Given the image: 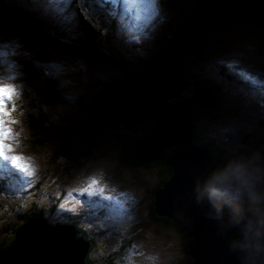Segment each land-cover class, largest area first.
Here are the masks:
<instances>
[{
    "label": "rangeland",
    "instance_id": "1",
    "mask_svg": "<svg viewBox=\"0 0 264 264\" xmlns=\"http://www.w3.org/2000/svg\"><path fill=\"white\" fill-rule=\"evenodd\" d=\"M80 1L19 0L33 12L30 21L20 23L15 17L0 16V84L14 90L11 98L5 99V112H0V151L8 157L22 158L17 164L4 156L0 161L30 181L27 186L2 182L6 191H0V240L6 243L24 216L35 209L33 212H41L35 216L50 223L78 217L90 234V238H84L95 241L89 255L96 264H113L114 260L115 264H187L181 233L174 235L146 216L149 194L158 184L151 169L125 163L122 149L108 134L102 133L86 147L60 138H66L65 128L75 116L85 118L93 104L89 97L96 90L127 76L111 60L114 54L117 61L126 60L124 68L130 66L133 56L136 60L152 59L160 41L169 35L175 8L187 10L195 0H156L155 14L146 19L139 14L140 5L125 0H84L85 11ZM83 17L90 21L88 27L83 26ZM109 28L118 36V45L110 46L103 34L96 33L97 29ZM96 37L99 48L95 46ZM89 40L94 46L88 45ZM262 43L264 28L252 24L250 31L207 44L200 58H191L187 64L188 71L221 64L224 71L240 73L237 80L213 82L222 86L223 94L229 93L231 102H238L239 112L228 117L219 106L214 119L197 120L192 127L195 137L219 142L223 162L233 153H264ZM37 86L46 88V97ZM24 91L26 100L34 99L49 117L43 124L47 134L41 148L32 149L23 141L27 127L19 122V116L26 111L18 115V105L20 101L25 103L20 93ZM70 130L75 135L85 133L83 125ZM29 131L28 139L32 138ZM245 132L251 138L239 143ZM24 162L32 166L31 174L20 166ZM44 205L50 210L43 212Z\"/></svg>",
    "mask_w": 264,
    "mask_h": 264
},
{
    "label": "water",
    "instance_id": "2",
    "mask_svg": "<svg viewBox=\"0 0 264 264\" xmlns=\"http://www.w3.org/2000/svg\"><path fill=\"white\" fill-rule=\"evenodd\" d=\"M7 2L0 0V9L16 13ZM252 24L264 28V2L198 0L163 48L136 72L99 88L85 114L84 131L91 139L106 131L136 135L131 147L136 164L159 161L172 148L165 159L171 174L154 190L152 212L183 231L190 264H246L248 253L236 242L239 232L228 223L229 211L219 217L207 199L194 193L215 157L191 137L195 111L218 102L205 84L236 79L240 73L224 71L221 64L188 72L183 68L191 49L250 31ZM45 92L42 87L46 97ZM147 121L152 127L139 134L138 126ZM88 246L75 236L72 224L51 225L40 216L28 217L12 242L0 248V264H85ZM257 264H264V257Z\"/></svg>",
    "mask_w": 264,
    "mask_h": 264
},
{
    "label": "trees",
    "instance_id": "3",
    "mask_svg": "<svg viewBox=\"0 0 264 264\" xmlns=\"http://www.w3.org/2000/svg\"><path fill=\"white\" fill-rule=\"evenodd\" d=\"M9 3H11L14 7H15V11L16 13H9L4 11L3 9H0V16H10L12 18H17L19 20V22L21 23L22 21H30L29 17L31 16V14L33 13L30 8H28L27 4L23 5L19 2V0H7ZM80 1V0H79ZM258 1V0H257ZM264 1V0H262ZM82 3L81 8L85 11V5L87 6V2H85L84 0L80 1ZM38 3V2H37ZM198 3V0H195L194 2L191 3V7L189 6V8L186 10V8H183L182 6L180 7H176L175 8V14L173 16V23L170 24V29H169V35L167 37H165V39L163 41H160V46L157 48L156 53H158L163 46L168 42L170 36H172V34L174 33V31L184 22V20L190 15V12L195 8L196 4ZM174 7V5H173ZM88 10V9H87ZM19 13V14H17ZM88 12L86 11L85 14H87ZM21 14V15H20ZM26 15V16H25ZM17 20V21H18ZM83 26L88 27V25H90V21L86 20L83 17ZM16 25L19 27L21 26L19 23H16ZM26 24H24L25 26ZM172 29V30H171ZM97 34H103L104 38L108 40L110 46L118 45V36H116V33L114 31H111V29L109 28L108 30H99L97 29ZM88 45L90 44V46H94V43L89 40ZM207 45H203L194 49H191L187 55L186 58V63L185 66L183 68L184 72H188V67L187 64L190 63L191 58H194V61H196L197 59L200 58V55L202 54L201 52L203 51V47L204 49L206 48ZM100 45H98V38L96 37V48H99ZM88 50V49H87ZM90 51V50H89ZM91 52V51H90ZM155 53V54H156ZM115 57H112L111 60L121 66V68L124 69V72L126 74L129 73H134L137 71L138 69V65L143 62H145L146 60H136L137 58L135 56H133V61H136L135 63L130 64L129 67L124 68V62H126V60H120L117 61V56L114 54ZM154 55H152L153 57ZM151 59V58H147ZM140 62V63H138ZM37 73H42L43 70H36ZM122 77V76H121ZM205 85H208L210 87H212L213 92L215 94V96L217 97L218 100V104L221 103L222 99L224 98L223 94L225 92V90L222 88V86L220 84L217 83H206ZM40 87L42 86H37V90L40 89ZM49 91V90H48ZM97 91V90H96ZM21 95L25 94L24 92H20ZM47 95V92H45ZM96 94V92H95ZM94 94V95H95ZM94 95H92L91 97H89L90 102L92 103L94 100ZM25 99V103L24 105H22L23 103H21L20 99L18 100L19 105H18V115L20 114V111H26V113H24L23 115L19 116V122L21 124H24L27 127V132H26V137L23 141H25L26 145H28V147H31L32 149L36 148V147H42L43 143L45 142V134H47V131L44 127L43 124L46 125L47 121H49V117L47 116V114L45 112L42 111V106H39L35 103L34 99H29L26 100ZM217 105V104H216ZM216 105L212 106L215 107ZM211 108V107H210ZM210 108H206L204 107V110H200V111H195L194 113V117L191 120V129L192 127L194 128V126L196 125V123L198 121H203L208 119H214L216 114H214V109H210ZM77 112L76 110L73 111V113ZM78 112H82L81 110H79ZM85 113V111H83ZM82 112V115H83ZM81 115V114H80ZM198 120V121H197ZM54 125V124H53ZM80 125H83L84 129H85V123H84V118L82 119L81 116H75L74 119L71 121L70 123V127H66V138L61 137V141H67L70 143H79V145H83L84 147H86V144H88V142H93V139L87 137L85 135V133L82 136V133L80 135H75L74 131H71L70 129L75 128V130L80 127ZM139 134H141L142 132L150 129L152 127V124L150 122H144L142 124H140L139 126ZM70 128V129H69ZM29 129L32 131L31 136L32 138L28 139V134H29ZM62 135H66L65 132L61 133ZM104 134H108L112 139H114L117 144L120 146V148L122 149V157H123V161L125 163H127L128 165H133V166H137V167H141V168H145V169H151L154 174L156 175V178L158 180V184H156V186L153 187L151 194H149L151 202L153 200V192L154 190H156L158 187H160L170 176L171 171H170V167L165 163V159L167 158L168 154L170 153V151L172 150V148L167 149L166 151L163 152L162 154V159L159 161H154V162H150V163H143V164H136L134 163V160L132 158L131 155V147H132V143L134 138L136 137V135H133L131 133L128 132H114V131H106L104 132ZM102 135V134H101ZM100 135V136H101ZM192 142L196 145H204L207 147V149L214 155L216 163H213L212 166H210L207 171L205 172V174L197 181L195 188H194V193L196 196H198V191H197V185L198 182L202 181L203 178L206 176V174L209 172L210 169H212L213 167H215L217 164H220L223 162V155L222 154V150L220 147L219 142H217L216 140H204L201 137L198 136H194L193 132H192ZM78 141V142H77ZM140 189V187H138ZM37 189V188H36ZM141 190V189H140ZM141 192L143 193V191L141 190ZM15 203V202H14ZM45 208H42L43 212L44 210L47 208L46 205H44ZM35 209L31 210L30 213H28L27 215L24 216V220L28 217H33L37 214H41L40 211L37 212H33ZM47 211L50 209H46ZM146 216L149 219L155 220L156 223L162 224L164 225L166 228H168V231L171 233L174 232H179L181 233V244H182V249L183 252L186 254V250H185V239H184V233L182 230H180L179 226L172 222L171 220H168L164 217H156L153 215L152 212V203H149L148 208H146ZM152 217V218H150ZM229 217V216H228ZM24 220L21 222L24 223ZM68 224H72L76 233V237H80L83 240L87 241L89 246H88V253L85 256V264H96V259L92 258L89 253L90 251L94 248L93 244L95 243L92 242L90 239H86L84 237H88L90 238V234L87 233V231L85 230V228L79 224L80 222H78V219L76 218H69L68 219ZM48 224L54 225L53 223H50L48 221H45ZM19 224L17 227H20ZM14 233V230H13ZM175 235V233H174ZM13 240V234L12 237H10V239H7L6 243H3V238L0 240V248H5L7 247ZM187 255V254H186ZM116 263V260L113 261V264ZM101 264H108V262L105 263H101ZM190 264V259L188 258V263Z\"/></svg>",
    "mask_w": 264,
    "mask_h": 264
},
{
    "label": "clouds",
    "instance_id": "4",
    "mask_svg": "<svg viewBox=\"0 0 264 264\" xmlns=\"http://www.w3.org/2000/svg\"><path fill=\"white\" fill-rule=\"evenodd\" d=\"M197 191L219 217L229 211L228 223L239 232L236 242L248 253L246 264H257L264 257V153H233L209 170Z\"/></svg>",
    "mask_w": 264,
    "mask_h": 264
},
{
    "label": "snow or ice",
    "instance_id": "5",
    "mask_svg": "<svg viewBox=\"0 0 264 264\" xmlns=\"http://www.w3.org/2000/svg\"><path fill=\"white\" fill-rule=\"evenodd\" d=\"M125 2L129 4L140 5L141 9L139 14L145 19L155 14L156 0H125ZM2 55L3 53L0 52V56ZM13 92L14 90L10 88L7 84H0V112H5V99H10ZM18 94L19 93H16V95ZM5 135H7V133H5ZM9 150H11L10 146ZM0 156H4L5 159H10L13 164H17V162L22 160L21 157L17 156L8 157L6 153L2 151H0ZM20 166L23 167L24 171L29 172V174H31L30 169L32 168V166L29 163L24 162ZM5 180L10 181L11 184H21L24 186H27V184L30 183V181H28L26 177L21 176V174L15 171L14 168L10 167L8 164H5L3 161H0V191L3 190L4 185L2 182ZM92 183L94 184L96 183V181L93 180Z\"/></svg>",
    "mask_w": 264,
    "mask_h": 264
},
{
    "label": "flooded vegetation",
    "instance_id": "6",
    "mask_svg": "<svg viewBox=\"0 0 264 264\" xmlns=\"http://www.w3.org/2000/svg\"><path fill=\"white\" fill-rule=\"evenodd\" d=\"M259 49V48H258ZM261 49L263 50H260L261 52H263L264 53V43H262V46H261ZM225 98V99H224ZM224 100L222 99V101H221V103L220 104H218L217 103V105L215 106V107H211L210 109H214V110H216L219 106H222V111L223 112H225V113H227L228 114V117H231V115L230 114H232V113H238L239 112V105H238V102H231L230 101V95H229V93L228 92H226L225 93V95H224ZM227 109H230V111H228L227 112ZM263 123V122H262ZM258 124H259V126L261 127V126H263L262 124H261V121L259 120L258 121ZM261 124V125H260ZM251 138V136H250V133L249 132H245V136H244V138H243V140L242 141H240L239 143H244L245 141L247 142L249 139ZM258 140V137H257V135H256V139H255V141H257ZM245 142V143H246ZM218 165V164H217ZM137 189L139 190V188L137 187ZM138 194H140V193H138ZM138 194H137V196H138ZM142 200V199H141ZM152 203V202H151ZM137 204H138V206L141 204V201L140 202H137ZM150 218H152V217H150ZM151 220H153V218L151 219Z\"/></svg>",
    "mask_w": 264,
    "mask_h": 264
},
{
    "label": "bare ground",
    "instance_id": "7",
    "mask_svg": "<svg viewBox=\"0 0 264 264\" xmlns=\"http://www.w3.org/2000/svg\"><path fill=\"white\" fill-rule=\"evenodd\" d=\"M222 68H223V66H222ZM226 69V68H225ZM224 70V69H223ZM242 76H243V74H242ZM246 78V77H245ZM237 79H239V78H236V79H230V80H237ZM248 80V79H247ZM247 83V82H246ZM261 85V87H264V85L263 84H260ZM260 89V88H259ZM261 90V89H260ZM61 91H64V90H61ZM67 95V94H66ZM73 95V94H72ZM53 98V97H52ZM51 98V99H52ZM58 110V109H57ZM251 111V110H250ZM110 197V196H109Z\"/></svg>",
    "mask_w": 264,
    "mask_h": 264
}]
</instances>
